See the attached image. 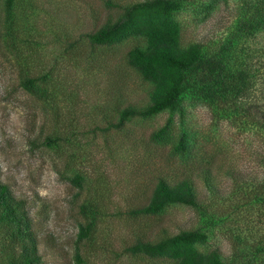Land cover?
<instances>
[{"label": "rangeland", "instance_id": "1", "mask_svg": "<svg viewBox=\"0 0 264 264\" xmlns=\"http://www.w3.org/2000/svg\"><path fill=\"white\" fill-rule=\"evenodd\" d=\"M2 1L0 180L24 199L42 264H77L76 251L81 264H177L183 254L213 251L221 264H263L256 246L264 241V204L252 190L264 179V28L239 30L247 0H171L183 47L224 52L234 68L252 65L253 89L241 108L189 90L173 107L118 128L110 123L119 109L153 100L154 84L128 60L145 43L130 36L93 45L85 34L121 9L106 0H16L8 31ZM27 76H35V94L21 86ZM159 178L189 179L197 203L134 212ZM79 223L90 231L77 244ZM9 232L0 224V264L9 259ZM186 232L191 240L166 242L169 256L127 250Z\"/></svg>", "mask_w": 264, "mask_h": 264}, {"label": "trees", "instance_id": "2", "mask_svg": "<svg viewBox=\"0 0 264 264\" xmlns=\"http://www.w3.org/2000/svg\"><path fill=\"white\" fill-rule=\"evenodd\" d=\"M16 0L2 1L3 28L10 31L14 24L13 12ZM171 0H145L128 6L115 5L106 0L109 8H119L121 13L116 18H106L94 30L85 34L86 39L93 45H109L130 36L143 39L145 48L136 45L128 52V60L145 79L154 84L153 100L144 109L126 106L118 110L115 128L121 127L123 122L135 116H149L165 108L173 107L180 94L189 90L207 100H220L232 105L236 110L243 106L242 99L249 96L254 85V69L251 64L234 68L224 52L206 53L199 46L185 48L181 45L179 28L171 19L172 9L178 6ZM250 10L246 20L239 22V30L246 35L264 28V0H247ZM21 86L35 94V76L22 79ZM157 133L151 135L156 138ZM45 143H51L48 137ZM34 144V139L31 141ZM179 148H184L181 140ZM177 146V147H178ZM250 181V180H248ZM253 193L264 204V179L256 184ZM169 203L195 205L197 203L193 186L189 179H179L170 183L159 178L154 186L148 203L135 209L136 213L153 214ZM0 224L10 231L9 259L3 264H42L38 251V237L32 232L28 210L25 201L16 198L9 186L0 180ZM75 242L78 244L88 236L87 225L77 224ZM192 233H180L157 244L137 242L127 250L141 251L146 255H172L166 242H185L192 239ZM12 244V245H11ZM256 253L264 254V241L256 246ZM255 253V254H256ZM194 254V255H193ZM79 253L74 254V261L81 264ZM247 258L246 264H250ZM177 264H221L218 253L213 251L206 256L199 253H187L180 256ZM227 264H244L243 261H232ZM264 264V262H263Z\"/></svg>", "mask_w": 264, "mask_h": 264}]
</instances>
